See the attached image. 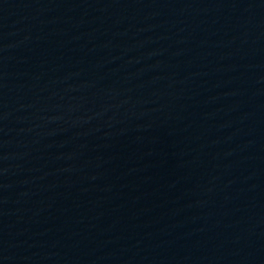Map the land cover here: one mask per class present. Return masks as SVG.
Segmentation results:
<instances>
[{
  "label": "water",
  "instance_id": "95a60500",
  "mask_svg": "<svg viewBox=\"0 0 264 264\" xmlns=\"http://www.w3.org/2000/svg\"><path fill=\"white\" fill-rule=\"evenodd\" d=\"M0 264H264V0H0Z\"/></svg>",
  "mask_w": 264,
  "mask_h": 264
}]
</instances>
